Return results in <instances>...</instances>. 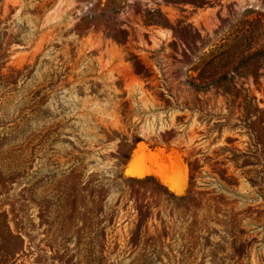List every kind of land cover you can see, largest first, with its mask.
Returning <instances> with one entry per match:
<instances>
[{"label": "rangeland", "instance_id": "rangeland-1", "mask_svg": "<svg viewBox=\"0 0 264 264\" xmlns=\"http://www.w3.org/2000/svg\"><path fill=\"white\" fill-rule=\"evenodd\" d=\"M0 264H264V0H0Z\"/></svg>", "mask_w": 264, "mask_h": 264}, {"label": "bare ground", "instance_id": "bare-ground-1", "mask_svg": "<svg viewBox=\"0 0 264 264\" xmlns=\"http://www.w3.org/2000/svg\"><path fill=\"white\" fill-rule=\"evenodd\" d=\"M145 155V156H144ZM146 154L142 147H139L132 156L131 162L128 164L126 174L130 177H144L152 173H157L173 191L178 194H182L185 191V180L172 177L170 173L165 169L155 171L149 168L143 167L142 163L146 161Z\"/></svg>", "mask_w": 264, "mask_h": 264}, {"label": "trees", "instance_id": "trees-1", "mask_svg": "<svg viewBox=\"0 0 264 264\" xmlns=\"http://www.w3.org/2000/svg\"><path fill=\"white\" fill-rule=\"evenodd\" d=\"M136 147V146H135ZM135 147L133 148V151H134V149H135ZM127 165V164H126ZM131 179H135V180H140V178H137V177H130ZM145 178L146 179H148V178H154V179H156L164 188H166L167 190H170L168 187H166L157 177H155V176H153V175H147V176H145ZM175 194V193H174Z\"/></svg>", "mask_w": 264, "mask_h": 264}, {"label": "crops", "instance_id": "crops-1", "mask_svg": "<svg viewBox=\"0 0 264 264\" xmlns=\"http://www.w3.org/2000/svg\"><path fill=\"white\" fill-rule=\"evenodd\" d=\"M136 149H137V147H135V149H134V150H136ZM126 166H127V165H126ZM126 166H125V167H126ZM153 176L157 177L155 174H153ZM157 178H158V177H157ZM158 179H159V178H158ZM159 180H160V179H159Z\"/></svg>", "mask_w": 264, "mask_h": 264}]
</instances>
